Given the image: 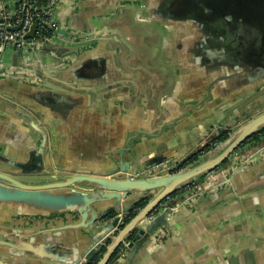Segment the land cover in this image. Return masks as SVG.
Returning <instances> with one entry per match:
<instances>
[{
  "label": "crops",
  "instance_id": "crops-1",
  "mask_svg": "<svg viewBox=\"0 0 264 264\" xmlns=\"http://www.w3.org/2000/svg\"><path fill=\"white\" fill-rule=\"evenodd\" d=\"M61 1L63 23L78 30L96 29L93 43L84 48L40 45L28 55L9 51L5 60L0 58V67L15 72L19 82L55 89L38 94L35 107L56 162L98 164L107 148L119 143L121 132L128 136L138 128L152 131L156 122L171 120L184 104L204 94V73L186 50L199 42V32L160 23L154 30L158 58L147 62V23H156L147 20L145 0ZM41 74L47 80H41ZM74 85L82 90H72ZM262 94L264 86L224 111L209 106L198 114L189 111L175 125L179 127L165 129L174 134L157 152L189 156L207 139L211 126L236 127L263 109ZM6 114L0 109L1 134L8 129L2 120ZM151 139L140 142L149 148ZM237 150L199 180V191L169 215L168 227L148 239L145 235V247L130 264H264V142L248 156ZM77 218L65 213L16 222L43 226Z\"/></svg>",
  "mask_w": 264,
  "mask_h": 264
},
{
  "label": "water",
  "instance_id": "water-1",
  "mask_svg": "<svg viewBox=\"0 0 264 264\" xmlns=\"http://www.w3.org/2000/svg\"><path fill=\"white\" fill-rule=\"evenodd\" d=\"M145 1L147 20L158 27L161 23L199 32V42L186 50L204 73L200 74L205 82L204 94L195 102L184 104L180 114L171 120L156 122L152 131L142 127L128 136L121 132L119 143L107 148L105 160L98 164L59 163L55 152H49V132L35 107V101L41 98L38 94L55 89L21 83L15 72L0 67V109L7 113L2 120L8 128L0 133V264H82L84 258H90L103 242L109 241L95 263L107 264L121 243L137 231L142 238L129 243L130 249L122 260L123 264H130L149 237L169 226V215L175 208L168 207L154 218L149 217L157 206L172 193L231 160L246 139L264 128L263 108L231 127L227 137L206 151L200 144V154L191 162H187L189 156L180 159L157 152L174 134L164 133L165 129L179 127L175 125L185 120L189 111L198 114L209 107L214 112L224 111L264 86V0ZM59 19L68 31L98 38L96 29L85 31L67 26L60 13ZM55 44L58 43L44 46ZM37 48L30 47L29 52ZM9 51H0L1 61ZM13 53L21 55L23 50ZM38 76L47 80L42 74ZM70 88L82 90L77 85ZM201 106L204 108L197 109ZM215 126L208 130L207 141L230 127ZM147 136L152 138L149 148L140 142ZM150 193L153 195L148 202L125 222L126 214ZM113 212H123L121 229L116 226L119 217L111 219ZM65 213L78 218L43 226L16 222Z\"/></svg>",
  "mask_w": 264,
  "mask_h": 264
},
{
  "label": "built area",
  "instance_id": "built-area-1",
  "mask_svg": "<svg viewBox=\"0 0 264 264\" xmlns=\"http://www.w3.org/2000/svg\"><path fill=\"white\" fill-rule=\"evenodd\" d=\"M61 4V0H0V51L23 50V54L28 55L29 48L34 45L96 39L90 33L74 34L66 30L59 19ZM35 23L39 27L33 32ZM206 142H201V146ZM192 195L182 196L181 203Z\"/></svg>",
  "mask_w": 264,
  "mask_h": 264
},
{
  "label": "flooded vegetation",
  "instance_id": "flooded-vegetation-1",
  "mask_svg": "<svg viewBox=\"0 0 264 264\" xmlns=\"http://www.w3.org/2000/svg\"><path fill=\"white\" fill-rule=\"evenodd\" d=\"M96 39H90V40H86L85 39V41L84 42H90V43H92V41H95ZM262 95H264V94H262ZM219 125V124H218ZM218 125H216L215 127H217ZM231 129V127H229L226 131H224V132H226L227 134H228V131ZM223 133V132H222ZM219 140H221V139H218V137L217 138H215V139H213L212 141H208V142H206L205 143V146L204 147H202V149L204 150V151H206L207 149H209V148H211L212 146H214ZM203 141H205V140H202L201 142H203ZM253 140H249V141H247V142H244L243 144H242V146L237 150L238 151V154H241V155H246V156H248V155H250V154H252L256 149H257V147L259 146V144H253V143H251ZM196 151V150H195ZM225 163V162H224ZM223 165V164H222ZM221 165V166H222ZM200 185V182H199V180L196 182V183H194L193 185H188L187 187H185V188H183V189H181V190H178V191H176V192H174V193H172L169 197H167L166 199H164L158 206H157V208L149 215V217H151V218H154V216L155 215H157L158 213H160V212H162L164 209H166V208H168V207H174L175 209H176V207L177 206H179V205H181L182 203H181V197L182 196H185V197H188V196H190V195H192V194H195V193H197L198 191H199V189L197 188L198 186ZM153 194L152 193H150V195H148L147 197H145V198H143V199H141V201H139V204L140 203H143L145 200L147 201L151 196H152ZM138 204V205H139ZM137 205V204H136ZM135 206V211L134 212H138L139 210H140V208H142V207H139V206ZM131 211H133V210H131ZM123 215V212H121V213H115V212H113V214L111 215V219H113L114 217H119V223L116 225L117 226V228H119V229H121L123 226L122 225H120V221H121V219H122V216ZM129 216H130V212H128L127 214H126V216L124 217V219H125V222H127L128 220H129ZM115 226V227H116ZM142 238V236H140L139 234H138V238H136V239H132V238H127L125 241H123L122 243H121V245L118 247V249L115 251V253H114V255H115V257H114V255L111 257V259L108 261V263L107 264H118L120 261L122 262V260H123V258L125 257V256H127V253H128V251H129V249H130V246H129V243H131V242H133L134 244L137 242V241H139V239H141ZM146 238V237H145ZM109 244V241L108 242H103L102 244H101V246H104L105 247V250L102 252V255H103V253L106 251V247H107V245ZM102 255H101V257H102ZM100 257V258H101ZM99 258V259H100ZM98 259V260H99ZM82 264H91V263H89V258H84V260H83V263ZM93 264H95V263H93Z\"/></svg>",
  "mask_w": 264,
  "mask_h": 264
},
{
  "label": "trees",
  "instance_id": "trees-1",
  "mask_svg": "<svg viewBox=\"0 0 264 264\" xmlns=\"http://www.w3.org/2000/svg\"><path fill=\"white\" fill-rule=\"evenodd\" d=\"M39 24H37V23H35L34 25H33V28H32V31L34 32L35 30H36V28H38L39 26H38ZM46 34H50V32H47ZM47 43H49V42H47ZM227 133L226 132H223V133H221V134H219L217 137H218V139H224L225 137H227ZM249 140H253L251 143H253V144H261V143H263L264 142V128L263 129H261L260 131H258V132H256V133H254L252 136H250L248 139H246L245 140V142H247V141H249ZM200 154V151L199 150H196V151H194V152H192L190 155H189V157H188V160H187V162H191V161H193V160H195L197 157H198V155ZM227 161V160H226ZM225 161V162H226ZM224 164V163H223ZM194 184V183H193ZM193 184H191V185H193ZM141 201V200H140ZM148 202V200L146 201H144L143 203H140L139 204V202H137L136 204L139 206V207H143L146 203ZM137 205H135V206H137ZM135 210H133V211H130V216H129V220L128 221H130V219L131 218H133L134 216H135V214H136V212H134ZM127 221V222H128ZM130 238H132V239H136V238H138V233H137V231H134L133 233H131V235H130ZM105 250V247L104 246H100L99 248H97V250L91 255V257L89 258V263H91V264H93V263H96L97 261H98V259L101 257V255H102V252ZM114 257H115V255H114Z\"/></svg>",
  "mask_w": 264,
  "mask_h": 264
},
{
  "label": "rangeland",
  "instance_id": "rangeland-1",
  "mask_svg": "<svg viewBox=\"0 0 264 264\" xmlns=\"http://www.w3.org/2000/svg\"><path fill=\"white\" fill-rule=\"evenodd\" d=\"M156 28H159L156 24H149L147 23V49L148 52L146 54L145 60L147 62H149L150 59H156L158 58V51H154L153 48L155 47L154 44L157 42L156 40V36H154V30H156ZM71 33L74 34H78V32L76 31H70ZM87 34V33H84ZM93 43V41H92ZM90 42H84L81 39H79L78 41H73L71 42V44L68 45H72V46H77L78 48H84L88 45H90ZM149 45V46H148Z\"/></svg>",
  "mask_w": 264,
  "mask_h": 264
}]
</instances>
